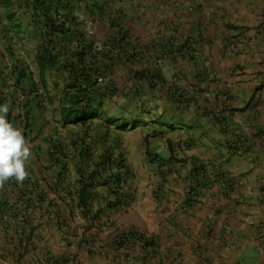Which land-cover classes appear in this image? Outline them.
<instances>
[{
  "label": "crops",
  "instance_id": "obj_1",
  "mask_svg": "<svg viewBox=\"0 0 264 264\" xmlns=\"http://www.w3.org/2000/svg\"><path fill=\"white\" fill-rule=\"evenodd\" d=\"M48 1L72 16L67 33L53 38L58 59L41 79L36 56L49 35L41 13L33 0L8 7L0 0V105H9L6 118L22 130L32 153L28 178L0 187V264H264V0ZM93 40L107 44L96 59L89 54ZM65 63L80 71L82 66H131L133 75L139 69L147 77L159 74L147 86L179 83L195 91L189 115L181 114L184 97L172 104L174 112L133 111L131 119L146 122L144 136L171 133L177 144L142 139L141 165L148 164L146 176L155 184L145 192L129 190L116 207L106 186L93 188L98 201L91 207L82 206L80 196H73L76 206L66 195L61 199L68 208L55 204V189L48 183L59 137L68 131L73 144V138L94 142L95 134L117 132L107 123L96 122L89 130L59 123L60 109L75 94L65 88L73 81ZM131 81V76L124 79L125 85ZM205 87L211 99L199 101ZM37 113L41 126H30ZM111 143L114 139L100 165L127 182L138 162L129 153V170L117 169L107 161L116 157ZM151 153H163V159L154 160ZM58 156L54 162L67 161ZM201 165L205 174L186 202L187 187ZM107 201V207L98 206ZM118 228L140 229L152 244H122Z\"/></svg>",
  "mask_w": 264,
  "mask_h": 264
},
{
  "label": "rangeland",
  "instance_id": "obj_2",
  "mask_svg": "<svg viewBox=\"0 0 264 264\" xmlns=\"http://www.w3.org/2000/svg\"><path fill=\"white\" fill-rule=\"evenodd\" d=\"M131 66H112V70L109 71L107 70L108 68H104L103 72L106 73V78H107V85L112 86L113 88L117 91L116 96L113 94V88L107 86L104 93L106 95L105 98V107H104V112L106 113V118L110 116H127V114L132 111V110H137L138 112L145 113V112H151L154 111L156 114H161L165 112H174L172 109V104L178 102L179 99H182L184 97V103L183 107L184 109L182 110L181 114L189 115L190 110H189V98L193 97V93L195 92L193 88H190L188 86L181 85L177 83L176 85H168L166 82L164 83H156V84H149L148 86L146 85V82L149 80V78L146 76V74H142L145 70L139 69L138 72H136L135 75L131 74ZM131 76V82L132 85L128 84L125 85L124 79L129 78ZM201 90H206V87ZM53 102L56 103L58 102V97L56 91L53 90ZM200 94L198 97L199 101L204 100H209L210 97L207 96V92H204ZM201 107V106H199ZM191 109V108H190ZM35 117L33 120H38L36 122V125L40 126V119L41 116H38V113L35 114ZM149 114H147L146 117H148ZM106 118L103 119L102 121H99L96 124H101L103 127L104 124L106 123ZM54 120V119H53ZM113 128H116V126H113ZM117 132L111 133L110 136L106 135L103 136V132L99 134H95L97 136L96 142H89L87 136H82L79 138V140H75L74 138L71 139V142L73 144L69 143V133L66 131L65 135H61L59 137V145H57L51 152H54L55 154L53 155L52 158H50V162L52 165L49 168H54L52 172V181H50L48 184L52 185L55 189V193L57 195L64 194V196L71 197V203L70 205H75V199L73 196H76V194H79L82 191V180L85 178L86 174H91L95 169L99 170L101 166L95 167V163L98 160V148L101 146L103 143H99L98 141H101L102 138L104 139V144H108L110 140L114 139L115 143H111L113 145L111 148H114L116 150L115 153H111L112 155H115L117 159L123 157H127V155L130 153L134 160L138 162V166L135 168L137 173L129 172L130 177L128 178L126 184H124V189H128L132 191L135 187L136 189H141V191L145 192V189H149V186L154 185L155 182H153L150 177L146 176V168L147 165L146 163L142 164V154H141V149L142 145H144L141 141L142 139H145L149 141V138L151 137L153 139L152 143H163L164 141L162 139H167L168 144H177L175 141V135H172L171 133H167L164 136L160 137H154L155 132L153 133L152 131L149 132L152 135L145 134V127L141 126L133 131H125L121 129H117ZM103 136V137H102ZM115 136V137H114ZM149 138H148V137ZM102 137V138H101ZM137 137V138H136ZM139 140V144L137 142ZM178 139L177 141H179ZM181 142V141H180ZM167 143V142H164ZM151 144L147 143L149 146ZM109 145H105L104 147L108 149ZM85 147H87V150L85 152V158L86 161L83 164L81 161L83 160V157H81V151L85 150ZM132 147V149H131ZM90 148V149H89ZM148 150V147H147ZM110 151V150H109ZM81 152V153H80ZM163 154V153H161ZM161 154H156L151 153L150 156L154 158V160L157 159H163ZM59 155V158L66 159L67 161L65 163L62 162V159H57L55 162L54 156ZM84 155V154H82ZM155 156H160L159 158L156 159ZM165 156V155H164ZM167 156V155H166ZM125 157V158H126ZM81 159V160H80ZM80 160V161H79ZM58 164H62L59 165ZM66 166V167H63ZM71 165V166H70ZM58 170V171H57ZM84 171V172H83ZM145 174V175H140L139 172ZM58 172V173H57ZM84 173V174H83ZM131 179V177H133ZM140 178L138 180V183L140 186H137V180L136 178ZM41 178V177H38ZM150 179V180H149ZM130 182V183H128ZM44 189V188H43ZM118 189V187H117ZM124 189H121V191H124ZM128 190V191H129ZM137 191V190H136ZM91 195V194H90ZM61 196V195H60ZM98 196L97 193H93L91 195V198H89V202L91 205H94L95 202L98 201ZM102 202H100L101 206ZM74 206V207H75Z\"/></svg>",
  "mask_w": 264,
  "mask_h": 264
},
{
  "label": "clouds",
  "instance_id": "obj_3",
  "mask_svg": "<svg viewBox=\"0 0 264 264\" xmlns=\"http://www.w3.org/2000/svg\"><path fill=\"white\" fill-rule=\"evenodd\" d=\"M4 1L5 0H3V2ZM13 1H15V0H13ZM18 1H20V0H18ZM87 1L90 2V0H87ZM50 10H52V11H50ZM39 12L41 13V15L43 17L42 24L45 28H47V33H49V35H48V37H46L44 39V43L38 49L37 56H36L37 61H38L39 51L42 49H47V51H48L47 52V58L48 59L50 58L51 55H53L56 57V60H57L58 59L57 54H56L57 52L54 53V51L56 50V46H55V42H54L53 38L55 37L56 33H58V34H62V33L60 31H53L51 26L54 25L57 27L61 24H64V28H65L66 24L68 22L67 19H68L69 13H70L69 9L66 7L58 6L54 10L53 7H51V5H50L46 11H44V12L39 11ZM65 16H66V18H64ZM87 26L88 27H87L86 32L89 36H91L93 34L92 27L90 26V24H88ZM87 41H91V39L87 38ZM95 43L103 44V46H105V50L101 53H96L95 49H94ZM106 50H107V44L105 42H102L99 40H93L91 43L90 49H89V54L92 55L91 57L93 59H96V58L103 56L106 53ZM38 63H39V61H38ZM93 67L98 68V70H99L97 75H95V77H94V80L96 81V85L98 87H100L104 92L107 86H109V87H111V86L106 84V82H107L106 73H104L103 70H104V68H108L107 70L110 71L112 66L111 67L93 66ZM44 75H45V73H44ZM39 76H40V67H39ZM157 76H159V74H157ZM157 76H151L150 75L148 78H157ZM40 78H41V76H40ZM100 80H102V81H100ZM158 83H163V82H158ZM153 84H156V83H153ZM76 90L77 89H75V94L72 93L71 94L72 96L70 98L76 97V94H77ZM204 92H206V91H204ZM207 93H208L207 96L210 97V99H211V94L209 92H207ZM105 98H106V95L103 97L97 98V103L95 104V107H98L97 115H95L97 117L94 120L87 123V125H83V126H87L88 130L92 127L93 124H95L96 122L102 121L103 119H105L107 117L106 113L103 111L104 107H105ZM101 100H103V103L100 102ZM64 103H67V106H65L64 108H69V106H72V102L70 100H69V102H64ZM22 106L24 108H27V106H28L27 102L23 103ZM73 108L75 110L80 111L81 108H84V103H77L74 105ZM133 111L134 110H132V112ZM11 112H12V110L10 111V113ZM130 112L126 116L128 118L126 122L132 121V119H131L132 114ZM8 114H9V105L7 103L0 105V187H3L5 182H7L10 179H15V181L17 183L22 184L25 181V179L28 178L29 173L27 171V164H28L29 159L32 155L31 146L28 143V141L26 140L22 130L17 128V127H14L13 124L8 121V119L6 118ZM59 118H60L59 123H61L64 128L68 127L69 125H73V124H64V122L62 120L61 109H60ZM24 121L28 122L27 113H25ZM142 122H143L142 124H137V126L135 128L129 124L123 130H125L126 132L127 131L128 132L133 131V130L143 126L144 123H146L145 121H142ZM33 125L36 126V120H33V118H32V123L30 124V126H33ZM62 125H61V128H62ZM26 127H28V124L26 125ZM171 128H172V132L175 131V129H173L172 126H171ZM161 133L162 132L155 133L154 137H159L160 135H162ZM94 142H96V141H94ZM98 142L99 143L103 142V145L101 144V146H99V148H98V152H99L98 157L99 158H98L97 162L95 163V167L101 166L99 160H100L101 156H104V153H105L104 141L101 140ZM103 147H104V149H103ZM234 149H236V151L238 152L237 147H234ZM86 150H87V147H85V150L81 151L82 153L80 152L81 157H83V160L81 161L83 164L86 161V158H85ZM51 153H52V155L55 154L54 152H51ZM82 154H84V155H82ZM155 157L157 159L160 156H155ZM107 161L108 162H114L117 169H125V170L128 169L129 170V167L126 163V158L124 156L123 157L121 156V158H119V159H117V158L111 159V156H108ZM109 170L110 171L112 170L109 166H107V165L103 166L102 165L99 170L95 169L93 172L98 173L96 176V182L95 183H98L99 186L110 187V189L112 190L111 193L115 194L114 200L110 202V203H112V202H115L117 200V193H122L123 195H125V194L128 195L129 188L124 189V184H126V182H123L122 184L118 185L116 183L117 174H114L113 172H109ZM205 171H206V168L203 167L202 165L195 168L192 183H191V185H189L187 187V190H186V196H188V199H186V202L189 201V198L195 193L196 188L198 187V179L203 177V175L205 174ZM39 175L41 176L42 172H40ZM89 175L90 174L87 173L85 178H83V180H82V184H83L82 191L79 194H76V196L77 197L80 196L82 198L80 200L81 205H82V202L85 201L86 204H89V207H91V204L88 200H89V198H91V195L93 194L94 186L90 188V187H88V184H89V182L93 183L94 181L91 180ZM41 180L42 179L39 178V181H41ZM108 180H110L109 185H101L102 183H105ZM117 187H118V189H117ZM192 188H194V192L191 191ZM38 189L40 190V187H38ZM121 189H124V191H121ZM41 190L43 191L44 189H41ZM83 192H84V195H83ZM60 193H58L59 195H57L55 193V199L54 200H56V199L58 200V202L55 204H57L59 206H63V204L65 205V203L62 202L61 198L64 195L60 194ZM67 205L69 206V204H67ZM101 205H104L107 207L108 201L102 202ZM68 206L65 205L66 208H68ZM82 206H85V205H82ZM111 207H114V206H111ZM118 231H119L118 237H119L120 241L123 242L122 244H129L130 242H134V244H140L142 246H149L152 244V240L150 239V237L147 236V233L140 230V229H137V228H130V229H123L122 228V229H120V228H118Z\"/></svg>",
  "mask_w": 264,
  "mask_h": 264
},
{
  "label": "trees",
  "instance_id": "obj_4",
  "mask_svg": "<svg viewBox=\"0 0 264 264\" xmlns=\"http://www.w3.org/2000/svg\"><path fill=\"white\" fill-rule=\"evenodd\" d=\"M13 0H5L3 3L8 7L13 5ZM16 2L18 0H15ZM35 5L37 6L39 11H46L49 6L50 2L48 0H33ZM35 9V8H33ZM72 16V14H69ZM73 18H71L72 20ZM52 30L53 31H60L61 33H67L66 27L64 28V24H61L59 26H54L52 25ZM47 49H42L39 51L38 55V61H39V67H40V76L41 79L44 78V73L45 71L53 64L57 62V60H54L53 55L50 56V58H47ZM50 65V66H49ZM62 66L65 67V70L69 71L71 78L73 81L71 83L66 84L65 88L68 91H74L77 89V94L76 97L74 98H69V100L72 102V106H69V108H61V113H62V120L64 124H82V125H87L90 121L94 120L97 116V111L98 107H95V104L97 103V98L105 96V93L103 90L96 85V81L94 80L95 75L99 72L98 68H95L93 66H82L80 71V68L77 66H72L71 64L66 63L62 64ZM77 82H80L81 84H78ZM77 103H84V108H81L79 110H75L73 107ZM131 114L133 113L132 111L130 112ZM28 115V114H27ZM128 115V114H127ZM126 116H121L120 118L117 116H110L106 118V123L108 124V127L111 128L113 126H116L117 129H125L129 124L133 126L134 128L137 126V124H142L140 120L132 119L131 122H126L127 121ZM130 126V127H131ZM97 172H93L92 174L89 175L91 180L94 182L91 183L89 182L88 187H93L99 186L98 183L96 182V176ZM110 180H108L105 183H102L101 185H109ZM116 183L118 185L123 183V179L120 177H117ZM194 192V188L191 190ZM84 195V192H83ZM124 196H127L126 194L123 195L122 193H117V200L115 203H112L111 206H118L119 204H122V201L124 200ZM82 205H86V202L83 201Z\"/></svg>",
  "mask_w": 264,
  "mask_h": 264
},
{
  "label": "built area",
  "instance_id": "obj_5",
  "mask_svg": "<svg viewBox=\"0 0 264 264\" xmlns=\"http://www.w3.org/2000/svg\"><path fill=\"white\" fill-rule=\"evenodd\" d=\"M94 49H95L96 53H101L105 50V46H103V44H101V43H95ZM100 81H102V80H100Z\"/></svg>",
  "mask_w": 264,
  "mask_h": 264
}]
</instances>
